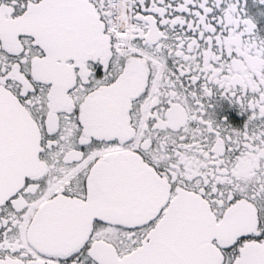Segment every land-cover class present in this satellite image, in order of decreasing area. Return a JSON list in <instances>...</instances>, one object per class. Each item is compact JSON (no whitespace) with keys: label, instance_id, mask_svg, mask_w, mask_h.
<instances>
[{"label":"snow or ice","instance_id":"snow-or-ice-1","mask_svg":"<svg viewBox=\"0 0 264 264\" xmlns=\"http://www.w3.org/2000/svg\"><path fill=\"white\" fill-rule=\"evenodd\" d=\"M253 27L230 0H0V264H264V167H231L258 141L185 87Z\"/></svg>","mask_w":264,"mask_h":264},{"label":"flooded vegetation","instance_id":"flooded-vegetation-1","mask_svg":"<svg viewBox=\"0 0 264 264\" xmlns=\"http://www.w3.org/2000/svg\"><path fill=\"white\" fill-rule=\"evenodd\" d=\"M235 2L242 18L250 19L254 25L252 33L238 35L234 30H229L227 35L217 36L215 47L211 43L200 46L199 55L202 56L203 66L212 67L209 61L216 62L209 73L210 83L205 85L200 83H185V87L190 91H195L196 96L187 97L191 106L196 99H199L203 106L202 117L209 119L219 127L243 130L246 126L245 135L249 140L257 139V144H246L239 148V154L235 156L231 167L241 171H251L264 167V51L259 48L250 47L249 39H254L257 43L264 41V0H230ZM219 8L214 9L215 14H219ZM182 26L177 25L173 34L181 33ZM242 31V30H241ZM252 41L251 43H255ZM233 52L236 55H231ZM172 63L171 58L168 61ZM203 87L208 88V95L202 94ZM229 88L238 89L247 96L248 105L256 109L253 111L246 105L230 99L226 94ZM160 92L159 99H163L171 91L163 87L158 89ZM160 107H166L162 100ZM178 107V106H177ZM166 117L164 123L172 130V122L181 131L198 132V121H190L192 118L180 109L179 113L172 108L163 110ZM250 117L251 119L250 121ZM206 139V137H205ZM243 143V142H241ZM215 147V145H213ZM250 149H255L254 151ZM220 150L223 151L221 144Z\"/></svg>","mask_w":264,"mask_h":264}]
</instances>
